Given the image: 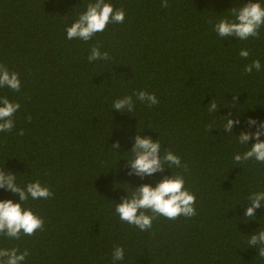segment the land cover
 Instances as JSON below:
<instances>
[{
  "label": "trees",
  "instance_id": "trees-1",
  "mask_svg": "<svg viewBox=\"0 0 264 264\" xmlns=\"http://www.w3.org/2000/svg\"><path fill=\"white\" fill-rule=\"evenodd\" d=\"M89 2L96 0H0V65L21 83L18 92L0 87V97L20 104L11 132H0V172L21 187L39 180L53 194L23 204L43 228L19 239L0 233V248L27 249L20 264H264L261 243H248L264 229V200L255 219L244 216L247 197L264 191V165L233 160L256 142L236 137L264 123V26L258 38L239 40L219 37L209 23L233 18L230 8L249 0H106L125 11L124 22L87 42L67 39L65 26ZM93 45L101 56L89 61ZM256 59L261 70L245 73ZM141 91L158 103L149 107ZM125 95L132 111L113 106ZM229 113L240 121L230 132ZM137 135L159 140L160 159L171 150L188 170L165 164L136 175L128 159ZM176 173L195 194L196 215L159 216L144 231L120 220L115 205L128 191ZM4 199L20 202L6 187ZM117 246L123 260L112 259Z\"/></svg>",
  "mask_w": 264,
  "mask_h": 264
},
{
  "label": "clouds",
  "instance_id": "clouds-1",
  "mask_svg": "<svg viewBox=\"0 0 264 264\" xmlns=\"http://www.w3.org/2000/svg\"><path fill=\"white\" fill-rule=\"evenodd\" d=\"M161 7H168V0H163ZM231 17L219 18L216 21L209 20L213 30L219 37L236 36L239 40H247L249 37L258 38L260 36V28L264 26V6L259 0L249 2L243 6L230 8ZM125 20V11L122 8L114 9L111 3L106 0H96L95 3L89 2L86 10L79 14L71 26H65L67 39H81L87 42L94 34L103 32L109 23L122 24ZM98 45L91 47V55L88 60L97 59L101 56ZM104 56H109L108 52L103 53ZM241 58L249 56L248 49L244 48L239 51ZM255 68L261 70V63L258 59L253 60L244 68L245 73H251ZM7 87L18 92L21 87L18 73L9 72L4 66L0 65V87ZM3 106L0 107V132H11L14 127L13 114L20 108L18 102H10L7 97H0ZM139 99H148L152 105L158 103L154 93L141 91ZM124 105H128V110L132 111L131 96L125 95L123 99L115 100L113 106L116 109L123 110ZM217 108L215 99L208 107V112L213 113ZM229 116L223 119L226 123L223 127L230 132L233 123H239V120L233 121ZM30 120L31 117L29 116ZM249 124H256V121L249 119ZM264 129V123L260 125L255 132H241L236 137L241 145L250 138H255L256 142L250 147H247L243 153L237 152L233 156L236 163L254 160L264 165V141L260 140V136L264 134L261 131ZM19 135H24V130L21 129ZM119 144L113 145V148H118ZM132 156L128 159L135 174L143 177L151 176L153 173L162 171L165 164L169 166L183 167L187 171V165L181 164V159L171 150L164 152L163 161L160 159L161 152L160 141H153L151 138L136 136V142L130 150ZM132 173H129L131 175ZM7 188L10 192L19 195L20 202H13L11 199L0 200V233L8 238L19 239L21 235H34L38 229L43 228V220L38 215L34 214L31 208L23 207L24 202L29 200L47 199L53 194L48 187L42 186L40 181L28 182L25 187H21L16 183V175L9 172L5 174L0 172V188ZM129 195L121 197L122 202L116 203L115 213L118 214L120 220L138 227L140 230H150L152 222L159 216L167 219L175 220L179 216L192 217L196 215L194 207L196 203L195 194L185 188V178L182 174L176 173L171 176H166L153 187L151 184L145 183L128 191ZM247 199L252 201V206L249 207L244 214L245 217L253 218L254 211L260 206V202L264 200V191L253 192ZM151 213V215L147 213ZM261 243L258 250V255L264 258V229H261L258 235H252L249 244ZM18 253V248H0V264H20L25 261L29 255L27 249L24 252ZM7 257L6 260L3 258ZM113 260L124 259V249L117 246L112 254Z\"/></svg>",
  "mask_w": 264,
  "mask_h": 264
}]
</instances>
